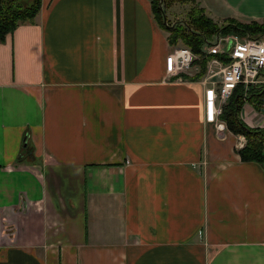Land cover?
<instances>
[{
    "label": "crops",
    "instance_id": "obj_1",
    "mask_svg": "<svg viewBox=\"0 0 264 264\" xmlns=\"http://www.w3.org/2000/svg\"><path fill=\"white\" fill-rule=\"evenodd\" d=\"M196 3L264 20V0ZM172 49L150 0H41L6 36L0 264H264V166L168 79ZM240 118L264 128L248 102Z\"/></svg>",
    "mask_w": 264,
    "mask_h": 264
},
{
    "label": "trees",
    "instance_id": "obj_2",
    "mask_svg": "<svg viewBox=\"0 0 264 264\" xmlns=\"http://www.w3.org/2000/svg\"><path fill=\"white\" fill-rule=\"evenodd\" d=\"M175 2L190 3L188 20L170 26L165 18L164 9ZM41 6V0H0V44L4 43L7 35L24 24H33ZM154 21L169 33L167 41L170 46L182 43L188 47L195 57L194 65H199L200 72L189 81H199L206 74V63L211 58H219L229 62L222 54L205 56L202 46L220 33L227 35L235 33L258 38L264 35V20L261 22L240 23L234 19H225L218 25L209 18L204 9L200 8L196 0H151ZM165 19V20H164ZM245 102L252 105L257 112L264 113V85L249 90L247 97L241 88H236L223 106L220 120L233 135L245 138L246 144L238 151L243 163H255L264 166V128H250L240 118V111Z\"/></svg>",
    "mask_w": 264,
    "mask_h": 264
},
{
    "label": "built area",
    "instance_id": "obj_3",
    "mask_svg": "<svg viewBox=\"0 0 264 264\" xmlns=\"http://www.w3.org/2000/svg\"><path fill=\"white\" fill-rule=\"evenodd\" d=\"M205 46L210 48L208 55L219 53L229 58V62L211 58L206 67L205 80L199 82L204 89L203 121L214 125L221 134L226 131V126L220 116L234 90L241 88L243 96L247 97L251 88L264 85V36L251 38L248 35L218 33ZM172 50L173 54L169 53L165 58L168 79L178 72H187L194 61L189 49L174 46ZM202 52L205 53L204 49Z\"/></svg>",
    "mask_w": 264,
    "mask_h": 264
},
{
    "label": "rangeland",
    "instance_id": "obj_4",
    "mask_svg": "<svg viewBox=\"0 0 264 264\" xmlns=\"http://www.w3.org/2000/svg\"><path fill=\"white\" fill-rule=\"evenodd\" d=\"M151 1V0H150ZM190 7H191V4L190 3H179V2H175V3H173V4H170L168 7H166L165 9H164V12H165V18H166V20H167V23L170 25V26H172V25H175L176 23H185L187 20H188V13H189V10H190ZM218 25H220V24H222V23H217ZM161 28V27H160ZM162 29V28H161ZM163 31H165V30H163ZM166 32V35H167V37H168V35H169V33L167 32V31H165ZM230 34V33H229ZM264 36V35H263ZM214 37L215 36H213L212 38H211V40L209 41V42H211V41H213V39H214ZM168 42V41H167ZM169 44V43H168ZM175 47L176 46H178V47H184V48H187V49H189L188 47H186V46H184L182 43H178L177 45H174ZM173 46V47H174ZM172 47V46H171ZM202 49H204V51H205V53H203L205 56H208V53H209V50H210V48L208 47V46H205V45H203L202 46ZM190 50V49H189ZM191 52V51H190ZM216 54H219V53H216ZM210 55V54H209ZM194 57V56H193ZM194 61H195V57H194ZM210 61V60H209ZM209 61H207V63H206V67H207V65H208V63H209ZM197 67V66H196ZM198 69V68H197ZM185 74V75H184ZM171 79V78H170ZM174 81L175 80H185V81H189L190 80V78L188 77V71L187 72H185V73H180V72H178V73H176L175 75H174V78H172ZM190 82H195V83H198L199 84V82H201V81H190ZM201 86V85H200ZM201 87H203V86H201ZM226 131H228L227 130V128H226ZM242 138V137H241ZM244 139V140H243ZM242 139V142H243V144L245 145L246 144V140H245V138H243ZM243 145V146H244ZM241 149V148H240ZM239 149V150H240Z\"/></svg>",
    "mask_w": 264,
    "mask_h": 264
},
{
    "label": "bare ground",
    "instance_id": "obj_5",
    "mask_svg": "<svg viewBox=\"0 0 264 264\" xmlns=\"http://www.w3.org/2000/svg\"><path fill=\"white\" fill-rule=\"evenodd\" d=\"M230 34H235V33H230ZM228 35V34H227ZM238 35V34H237ZM241 36V35H240ZM197 66V67H196ZM198 68V69H197ZM200 72V67L199 65H194V61L192 62L190 69L188 70V77H193L196 74ZM185 75V74H184ZM206 75V74H205ZM205 75L203 78H201L199 81H204L205 80ZM174 77V76H173ZM243 148V146H241Z\"/></svg>",
    "mask_w": 264,
    "mask_h": 264
},
{
    "label": "water",
    "instance_id": "obj_6",
    "mask_svg": "<svg viewBox=\"0 0 264 264\" xmlns=\"http://www.w3.org/2000/svg\"><path fill=\"white\" fill-rule=\"evenodd\" d=\"M165 20V19H164ZM228 47H230V43H228Z\"/></svg>",
    "mask_w": 264,
    "mask_h": 264
}]
</instances>
